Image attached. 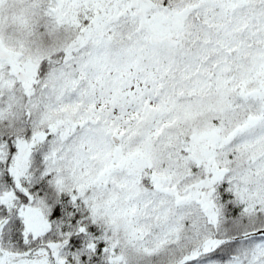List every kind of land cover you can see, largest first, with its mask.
Here are the masks:
<instances>
[{
	"label": "snow or ice",
	"instance_id": "obj_1",
	"mask_svg": "<svg viewBox=\"0 0 264 264\" xmlns=\"http://www.w3.org/2000/svg\"><path fill=\"white\" fill-rule=\"evenodd\" d=\"M0 264H264V0H0Z\"/></svg>",
	"mask_w": 264,
	"mask_h": 264
}]
</instances>
